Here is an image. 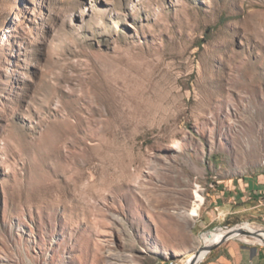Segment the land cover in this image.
<instances>
[{"label": "rangeland", "instance_id": "1", "mask_svg": "<svg viewBox=\"0 0 264 264\" xmlns=\"http://www.w3.org/2000/svg\"><path fill=\"white\" fill-rule=\"evenodd\" d=\"M261 173L264 0H0V264L192 263Z\"/></svg>", "mask_w": 264, "mask_h": 264}, {"label": "crops", "instance_id": "2", "mask_svg": "<svg viewBox=\"0 0 264 264\" xmlns=\"http://www.w3.org/2000/svg\"><path fill=\"white\" fill-rule=\"evenodd\" d=\"M230 198L243 202L241 208L225 207L229 213L240 210L260 212L264 221V206L260 200L264 195V173L235 180L230 187ZM219 196V195H217ZM220 206H215L219 208ZM232 209V210H231ZM206 264H264V245L244 241H230L220 246Z\"/></svg>", "mask_w": 264, "mask_h": 264}, {"label": "bare ground", "instance_id": "3", "mask_svg": "<svg viewBox=\"0 0 264 264\" xmlns=\"http://www.w3.org/2000/svg\"><path fill=\"white\" fill-rule=\"evenodd\" d=\"M239 227H242L244 229H248V230H254V228L250 227L249 223H245L243 225H240ZM225 229V228H224ZM220 227L213 229L212 231H208L205 234H203V241L205 244V248L209 245H212L216 242H218L221 237L223 236V234L226 232V230H224ZM227 229V228H226ZM244 238H246L245 235H242ZM264 237V234H263ZM258 241H261V239L255 238ZM202 249L201 251H199V253L193 257V262H189L188 264H197L199 263V261L203 258V256L206 254L207 250L206 249Z\"/></svg>", "mask_w": 264, "mask_h": 264}, {"label": "water", "instance_id": "4", "mask_svg": "<svg viewBox=\"0 0 264 264\" xmlns=\"http://www.w3.org/2000/svg\"><path fill=\"white\" fill-rule=\"evenodd\" d=\"M263 234H264V229L248 230V229H244L242 227H237V226L231 227V228L226 230V232L223 234V236L221 237V239L218 242H216L212 245H209L206 248H207V250H212L213 248L217 247L218 245H220L224 241H226L230 238H233L235 236H238V235H245V236H249V237H253V238H258V239H261V242L264 243ZM200 250L201 249H199L193 256H196Z\"/></svg>", "mask_w": 264, "mask_h": 264}, {"label": "built area", "instance_id": "5", "mask_svg": "<svg viewBox=\"0 0 264 264\" xmlns=\"http://www.w3.org/2000/svg\"><path fill=\"white\" fill-rule=\"evenodd\" d=\"M260 203H261V205L264 206V195H263V197L261 198Z\"/></svg>", "mask_w": 264, "mask_h": 264}]
</instances>
